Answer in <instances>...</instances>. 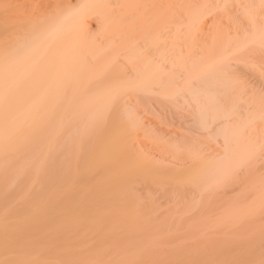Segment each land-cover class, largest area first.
<instances>
[{"label": "bare ground", "instance_id": "bare-ground-1", "mask_svg": "<svg viewBox=\"0 0 264 264\" xmlns=\"http://www.w3.org/2000/svg\"><path fill=\"white\" fill-rule=\"evenodd\" d=\"M6 32L0 264H264V0H78Z\"/></svg>", "mask_w": 264, "mask_h": 264}, {"label": "rangeland", "instance_id": "rangeland-1", "mask_svg": "<svg viewBox=\"0 0 264 264\" xmlns=\"http://www.w3.org/2000/svg\"><path fill=\"white\" fill-rule=\"evenodd\" d=\"M77 4L78 0H0V26L7 28L6 36L1 41L8 44L14 38L23 36L29 26L55 20ZM246 74L252 84L253 82L256 85L258 84V79H255L249 72H246ZM259 84L256 88L259 87L264 90V85ZM146 138L142 139L141 137V140L147 145L145 147H150L151 142H147ZM152 148L155 150V146H151ZM176 161L178 162V159ZM160 197H162V194ZM159 199L162 202L165 198L162 197L163 200Z\"/></svg>", "mask_w": 264, "mask_h": 264}]
</instances>
